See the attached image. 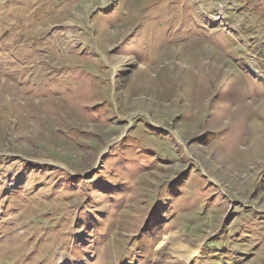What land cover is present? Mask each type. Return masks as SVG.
<instances>
[{
    "label": "rangeland",
    "instance_id": "374dc122",
    "mask_svg": "<svg viewBox=\"0 0 264 264\" xmlns=\"http://www.w3.org/2000/svg\"><path fill=\"white\" fill-rule=\"evenodd\" d=\"M262 48L264 0H0V264H264Z\"/></svg>",
    "mask_w": 264,
    "mask_h": 264
},
{
    "label": "trees",
    "instance_id": "16d2710c",
    "mask_svg": "<svg viewBox=\"0 0 264 264\" xmlns=\"http://www.w3.org/2000/svg\"><path fill=\"white\" fill-rule=\"evenodd\" d=\"M259 53H260V55H264V48H262Z\"/></svg>",
    "mask_w": 264,
    "mask_h": 264
}]
</instances>
